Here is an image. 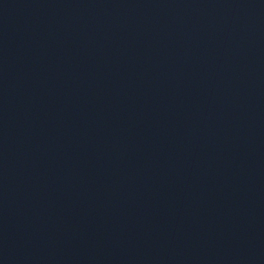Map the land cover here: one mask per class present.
Listing matches in <instances>:
<instances>
[{"label": "water", "instance_id": "water-1", "mask_svg": "<svg viewBox=\"0 0 264 264\" xmlns=\"http://www.w3.org/2000/svg\"><path fill=\"white\" fill-rule=\"evenodd\" d=\"M0 264H264V0H0Z\"/></svg>", "mask_w": 264, "mask_h": 264}]
</instances>
